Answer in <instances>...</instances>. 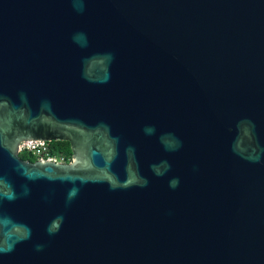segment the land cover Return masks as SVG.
<instances>
[{
	"label": "water",
	"instance_id": "obj_1",
	"mask_svg": "<svg viewBox=\"0 0 264 264\" xmlns=\"http://www.w3.org/2000/svg\"><path fill=\"white\" fill-rule=\"evenodd\" d=\"M0 264H264V0H0Z\"/></svg>",
	"mask_w": 264,
	"mask_h": 264
},
{
	"label": "built area",
	"instance_id": "obj_2",
	"mask_svg": "<svg viewBox=\"0 0 264 264\" xmlns=\"http://www.w3.org/2000/svg\"><path fill=\"white\" fill-rule=\"evenodd\" d=\"M52 142L47 141H28L23 142L19 147V154L28 153L33 155L36 160L49 161L55 163H69L71 157L65 153L58 152L52 147Z\"/></svg>",
	"mask_w": 264,
	"mask_h": 264
},
{
	"label": "trees",
	"instance_id": "obj_3",
	"mask_svg": "<svg viewBox=\"0 0 264 264\" xmlns=\"http://www.w3.org/2000/svg\"><path fill=\"white\" fill-rule=\"evenodd\" d=\"M52 147L58 151V152H62L65 153L66 155H68L69 157H72V151L70 148V144L68 142H52ZM21 157L24 160H28V161H36V158L28 153H22Z\"/></svg>",
	"mask_w": 264,
	"mask_h": 264
}]
</instances>
